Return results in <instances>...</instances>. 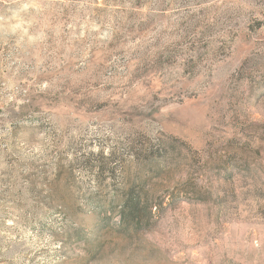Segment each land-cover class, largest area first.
<instances>
[{"label": "rangeland", "instance_id": "1", "mask_svg": "<svg viewBox=\"0 0 264 264\" xmlns=\"http://www.w3.org/2000/svg\"><path fill=\"white\" fill-rule=\"evenodd\" d=\"M0 264H264V0H0Z\"/></svg>", "mask_w": 264, "mask_h": 264}, {"label": "trees", "instance_id": "2", "mask_svg": "<svg viewBox=\"0 0 264 264\" xmlns=\"http://www.w3.org/2000/svg\"><path fill=\"white\" fill-rule=\"evenodd\" d=\"M123 205H124V210L125 211L127 209V211H132L134 209V207L137 206L138 201L135 199H132V197H127L125 198V200H123Z\"/></svg>", "mask_w": 264, "mask_h": 264}]
</instances>
